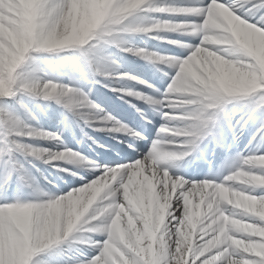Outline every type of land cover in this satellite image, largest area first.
Returning a JSON list of instances; mask_svg holds the SVG:
<instances>
[{"label":"clouds","instance_id":"clouds-1","mask_svg":"<svg viewBox=\"0 0 264 264\" xmlns=\"http://www.w3.org/2000/svg\"><path fill=\"white\" fill-rule=\"evenodd\" d=\"M165 13L186 18L154 15ZM171 34L189 37L192 42L169 39ZM136 36L179 45L187 55L174 57L136 46L131 41ZM109 47L159 70H174L159 99L123 88L112 91L156 106L162 118L172 122L161 124L157 136L185 139L179 143L154 140L142 158L111 167L71 148L18 145L27 156L85 182L60 194L33 182L28 188L34 199L0 205V264H33L52 246L70 238L86 244L96 235L106 237L105 259L96 257L92 264H115L116 255L123 264H129L120 253L121 245L139 256L143 264H155L157 246L166 251L172 239L166 205L156 192L158 171L167 177L170 169L178 167L190 154L184 149L200 138L209 123L215 124L225 106L264 97V28L217 0H212L203 13L195 7L177 8L156 0H0V97L21 91L62 102L82 109L77 115L89 126L96 122L109 125L99 131L140 137L141 133L111 114L101 115L103 109L81 88L46 78L47 72L38 63L62 64L68 58L65 54H72L83 61L95 82H100L96 78L138 80L120 71L119 59L106 51ZM22 67L29 70L18 72ZM164 108L171 111L164 112ZM178 122L183 126H177ZM15 133L19 137L61 140L56 133L23 120L15 123ZM89 169L103 171L91 179L80 175ZM45 180L56 187L53 180ZM200 187L206 195L194 207L186 208L176 231L178 249H192L200 229L211 235L207 248L226 245L225 252L231 249L264 260V194H255L264 190V154H237L219 182L205 180ZM228 264L252 262L232 256Z\"/></svg>","mask_w":264,"mask_h":264},{"label":"rangeland","instance_id":"rangeland-1","mask_svg":"<svg viewBox=\"0 0 264 264\" xmlns=\"http://www.w3.org/2000/svg\"><path fill=\"white\" fill-rule=\"evenodd\" d=\"M166 0H156V2L159 3H165ZM228 2H232V0H229ZM158 18H166L168 14H154ZM171 36V35H169ZM131 41L134 45L139 46V47H145L149 46L153 51H160V46L163 43H167L166 41H155L148 39L146 37H132ZM168 44V43H167ZM107 52L112 53L117 59H119L121 63V72H129V69L131 67H128V65H131L133 67L134 72H137L144 67H148L151 64L147 63L143 60L140 59V62L135 60V56L129 55V54H124L118 52L115 48L109 47L106 49ZM40 67L43 68L42 63L43 61H38ZM45 70V69H44ZM19 71V70H18ZM46 72V70H45ZM41 76H44V73H38ZM133 76V75H131ZM138 77V80H127V79H119V78H113L112 80H101L99 78H96V80H99L100 82H96L97 84L103 86L104 84H110V88H116V89H121V86H126L129 88V90H132L133 92H139V88L143 85L139 81L141 80L139 76H134ZM46 78H49L47 75ZM62 80H64L62 78ZM125 80V81H124ZM66 84H71L75 87H79L83 90V92L87 95L88 99L93 102L92 94L90 93L89 89H85V81L81 76V73L79 71H75L72 74V81H65ZM112 82H116V84H113ZM118 82V83H117ZM123 82V83H121ZM134 83V84H133ZM117 92V91H113ZM16 95V94H15ZM127 97V95H125ZM132 97V96H129ZM8 99L11 98L13 101L16 103V110H17V116H16V121L18 120H23L25 123L32 125L33 127L36 128H41L44 129L50 133H56L59 134L61 137L60 141H55V140H44V139H39V138H27V137H19L15 133V126L13 129H11V135L7 134L5 132L4 127L0 123V141L2 142V145L4 146L3 149V154L4 160L0 166V204L3 203H14V202H26L28 200L34 199V197L31 194V189L28 188V184L30 183H38L41 185L42 182H45L44 178L42 180L38 179V175H46L47 174V167L52 168L51 165H45L42 163V161L37 160L34 164H29L27 166H23L20 170V172L16 171L13 164L11 162H8L7 158L9 157L10 154L14 153L15 151L21 149L18 145L23 144V145H29L27 140H30V144H34V141L38 143L39 147L41 148H51L53 150H59L63 148L64 144V138L66 136V122H63L61 119H58L57 117H54L50 122L45 121V115H48V111H51V107L48 106V101L43 99L42 97H37L28 93H22L19 94V98H14V96L7 97ZM1 99V97H0ZM124 99V98H123ZM59 105H62V109H67L69 112H74V114L79 111H82V109L76 108V111H73L72 108L65 106L64 103L62 102H57ZM239 103H230L228 104L225 109L227 108L225 114L220 118V123L219 125H223L221 128V131L224 132H232L233 136L241 137V136H247L245 133L247 132V127H249L250 135L253 136H259V137H264V135H260V132L262 129H264V110L260 111L259 114L253 119V120H248V118H245L244 112L241 110ZM59 105L55 106L54 104H51V106H54L56 109H60L61 112L64 113V111L59 107ZM55 108L53 111H56ZM53 111H51L53 113ZM101 115L104 114V111L100 113ZM1 119V118H0ZM246 121V123H245ZM239 122V123H238ZM95 128L92 127V131L95 133H103L102 131H99V128L107 127L109 125H106L104 122H96ZM88 127L89 124H86ZM225 125V126H224ZM243 125V126H241ZM105 133L108 134V132L105 131ZM101 137H105L102 134H99ZM36 139V140H35ZM90 139V137H89ZM181 142V141H179ZM178 142V143H179ZM94 145V143H92ZM35 145V144H34ZM61 147V148H60ZM55 170L52 168V171ZM23 176L24 179L21 180L20 177ZM70 176H63L61 179V176H58L57 174H52L48 179L53 180L56 184L55 188H48V186H43L46 188L45 190L50 191V192H56L59 187H57L59 184H65L66 180L69 179ZM60 180V181H58ZM15 186L14 191L11 195H7L8 187L9 186ZM20 185V186H19ZM22 186V187H21ZM75 187V186H71ZM71 187H68L67 190ZM15 188L21 189L25 188L28 189V194L24 196V199L21 198L19 193ZM61 189V188H60ZM66 189V188H65ZM66 190V191H67ZM64 190L62 189L61 192H57L56 194L62 193ZM64 191V192H66ZM19 195V198H18ZM82 245L78 240L71 239L67 242H63L58 245L57 248L53 250L47 251L44 256H37L34 259L35 264H54L53 261V255L54 253L63 250V259L65 261V264L69 258L72 260H75L77 256H79L80 259H83L84 256H87L83 253H80L79 247ZM73 251V254L71 253V257L69 256V253Z\"/></svg>","mask_w":264,"mask_h":264},{"label":"snow or ice","instance_id":"snow-or-ice-1","mask_svg":"<svg viewBox=\"0 0 264 264\" xmlns=\"http://www.w3.org/2000/svg\"><path fill=\"white\" fill-rule=\"evenodd\" d=\"M217 2L229 4L233 7L234 10L238 11V14L244 16L245 19H248L253 23L259 22V27L264 28V0H232V2H228V0H217ZM211 4L212 0H196L195 3H188L176 7H195L200 9L203 13L208 10L209 5ZM199 18L202 20L203 14H201ZM255 98L256 97L252 98L249 101L248 111L246 113L249 119L252 118V112L254 111L252 100H255ZM72 109L73 111H76V108ZM163 111L170 112L171 110L168 108H164ZM164 120L167 121V119ZM210 125L213 124L209 123L207 127L203 128V134L199 139H196L191 144L189 149H184V151L190 152L187 157L199 151V142L205 136L209 135ZM260 135H264V129L261 130ZM174 138L180 137H169V139ZM102 171L103 169L101 170V172ZM178 177L179 179H177ZM20 179L23 180L24 177L21 176ZM205 180H215L216 182L220 181L214 178H205L203 180L186 179L176 172H173L172 169L169 170V175L165 177L163 171H158V175L154 180V182L156 183V192L161 198V202L166 205L167 224L168 228L170 229L168 235H170L172 239L168 241L166 251L159 249V246H157L155 264H228L229 258L232 256H235L238 260L243 259L251 261L252 264H264V260H262L260 257L249 253H233L231 249H229L228 252H225L224 249L225 247H227L226 245L215 248H207L206 242L211 238V235L206 230H197L195 243L192 249H189L188 247H182L178 249L176 243L177 227L181 226V221L184 219L186 208L194 207L195 204L199 203L200 199L206 195L200 187L201 182ZM117 183H119V181ZM194 183L196 184L195 187ZM255 194H264V190H259ZM197 197H199L198 201L194 202L196 201ZM189 201L191 202V204L188 203ZM7 204L11 203H3L0 205ZM105 238L106 237L103 236V238L97 239L96 236H90L89 242L86 244H82L85 247L90 248L95 254L90 257L84 256L83 259H80L79 256H77L75 260L69 258L66 264H92V261L96 257L104 260L105 256L103 241ZM96 241H98V243ZM53 247L54 246H52L51 248ZM120 253L127 261H129V264H143V261L139 256H137L133 251L124 247L123 245L120 246ZM113 259L115 261V264H123V261L120 259L119 255L114 256ZM53 261L54 264H65V261L63 259V250L54 253ZM33 264H35L34 261Z\"/></svg>","mask_w":264,"mask_h":264},{"label":"bare ground","instance_id":"bare-ground-1","mask_svg":"<svg viewBox=\"0 0 264 264\" xmlns=\"http://www.w3.org/2000/svg\"><path fill=\"white\" fill-rule=\"evenodd\" d=\"M170 3H173V5H175V6H181V5H185V4H188V3H195L196 2V0H168ZM229 1V0H228ZM166 18H173V19H177V20H180V19H185L186 17L185 16H183V17H177L176 15L175 16H171V15H167V17ZM29 143H31L30 142V140L28 141ZM2 144V142L0 141V145ZM3 153V151H1V149H0V162H2V159H3V157L1 156V154ZM30 157V156H29ZM33 158V157H32ZM105 161L106 162H104L106 165H109V166H113V165H117V164H113L112 163V161L110 160V159H105ZM67 166V165H66ZM65 166V167H66ZM92 171H97V172H94V173H92V174H88L87 175V173L86 172H88L87 170H86V172H84V171H81V173H80V175L81 176H83V177H85V179H91V178H93L94 176H96V175H99V173L101 172V170L102 169H98V170H96V169H91ZM173 172H176V171H173ZM51 170H47V174L50 176L51 175ZM182 176H184V175H182ZM83 182H85V180L84 179H80L79 177H77V179L76 180H74V181H70L69 182V184L67 185V186H78L79 184H81V183H83ZM62 191V189H58L56 192H52V193H57V192H61ZM0 194H1V191H0ZM60 194V193H59ZM198 199H199V197H197L196 198V201H194V202H197L198 201ZM96 238L97 239H101V238H103V235H96ZM58 247V245H55L53 248H51V249H47V250H45L44 252H42V253H40L39 254V256H44V254H46L47 253V251H49V250H53V249H55V248H57ZM89 250V257L90 256H92V255H94L95 253L90 249V248H87V247H85L83 244L79 247V251H81L80 253H82V251H84V252H86V251H88ZM73 254V251L72 252H70L69 253V256L71 257V255L70 254Z\"/></svg>","mask_w":264,"mask_h":264},{"label":"trees","instance_id":"trees-1","mask_svg":"<svg viewBox=\"0 0 264 264\" xmlns=\"http://www.w3.org/2000/svg\"><path fill=\"white\" fill-rule=\"evenodd\" d=\"M68 55V54H65ZM46 65H49L46 61L42 60ZM29 70L27 67H22L21 69H19L20 73H23L25 71ZM14 106L15 103H13L12 100H6V99H0V115L4 118L5 121H7V123L14 120V118L16 117L15 111H14Z\"/></svg>","mask_w":264,"mask_h":264}]
</instances>
